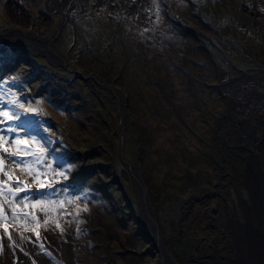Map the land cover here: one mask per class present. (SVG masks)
<instances>
[{"label": "rangeland", "instance_id": "374dc122", "mask_svg": "<svg viewBox=\"0 0 264 264\" xmlns=\"http://www.w3.org/2000/svg\"><path fill=\"white\" fill-rule=\"evenodd\" d=\"M5 1L0 0V30L17 29L12 28L6 15ZM26 1L22 4L32 18L38 9L45 10L40 0H31L29 5ZM156 2L158 6H153L155 10L142 23L107 16L104 11L94 10L90 1L75 9L70 25H64L55 45L69 68L81 71L84 77L94 76L85 80L66 68L49 65L44 57L13 50L12 44L0 39V65L10 64L0 73V112H7V117L25 110L31 113L28 119L0 124V153L5 154L6 166L18 170L17 164L24 161L9 157L1 149H18L21 140L17 130L23 133V139L33 136L34 148L47 158L44 168L48 172L43 173L40 183L52 182L46 187L45 183L38 186L27 181L43 187L17 193L23 195L22 212L34 221L31 225L24 219L11 222L17 229L50 233L58 230L57 225L69 223L71 217L83 224L89 210L94 209L99 225H82V229L102 231L95 243L102 247L108 264H119L114 254L125 251L137 258V264H161L157 249L132 217L137 215L138 204L128 166L119 157L122 130L124 157L145 184L164 249L174 264L184 257L188 262L197 258L198 252L187 238L196 245L202 237L199 234L193 238L198 222L207 215L200 213L205 208L199 192L205 189L199 180L213 170L210 162H214L202 153L208 147L214 150L215 145L225 147L218 163L222 164V172L228 173V180L232 176L229 166L239 158H248L239 144L241 139L231 137L235 135L232 121L236 115L230 111L228 99L220 96L217 84L221 72L234 73L232 68H264V8L256 7L253 0ZM37 29V35L50 37L53 28L41 29L42 33ZM115 76V84L106 81ZM255 76L263 104L250 103L249 113L262 115L264 110L258 108L264 109V72ZM54 88L61 90L64 99L56 100ZM4 117L0 115L1 120ZM8 129L15 133L6 136ZM257 131L261 133L260 128ZM208 153H212L209 148ZM251 154L260 164L264 162L263 151ZM80 156L86 157L82 168L78 167ZM205 158L209 161L203 162ZM229 182L217 188L232 206L231 197L237 193ZM3 189L0 186V195L5 194ZM239 190L242 199L248 201L247 190ZM52 194L58 198L57 211L50 210L46 199ZM69 207H76L72 216ZM237 209L241 212L238 205ZM8 213L1 209L0 226L9 218ZM120 216L135 230L138 248L125 247L118 238L127 239L125 228L118 230V235H107L102 227L117 225ZM87 230L82 232L83 238ZM59 252L55 258L65 264Z\"/></svg>", "mask_w": 264, "mask_h": 264}, {"label": "flooded vegetation", "instance_id": "af4514ba", "mask_svg": "<svg viewBox=\"0 0 264 264\" xmlns=\"http://www.w3.org/2000/svg\"><path fill=\"white\" fill-rule=\"evenodd\" d=\"M28 1L26 3L29 5L31 0ZM40 1L43 2V9L45 10H42V8L38 9L37 14L34 13L36 16L32 18L30 11L26 9L25 11L28 13L27 22H24V24L14 21L7 12L6 15L10 18L12 28H28L34 32L39 27L40 30L37 33H42L41 29L49 31L53 28L50 37H45H53L54 44H56L59 33L64 25L67 22L70 25L69 18L71 14L83 2H92L94 10L104 11L107 16L123 19V22L131 20L132 22L138 23H142L140 21L144 20L151 10H155L153 8L154 5L158 6L156 0ZM50 1L54 2L53 6ZM8 3L9 0H6L4 6L6 7ZM148 7L150 10L147 9ZM178 13L177 15L182 17L180 11ZM168 17L171 18L170 14ZM152 18V21H154V16ZM28 21H30V24H28ZM16 47L20 51H25L22 46ZM231 72L234 73L221 72L217 89L221 97L225 96L228 99L229 105H231L230 111L236 115V119L232 121L235 128V135H231V137H239L241 139V143L239 144L242 147L244 146L248 158L244 160L239 158L234 166H229L232 170V176L228 180V173L222 172V164L218 163V161H221V159L218 160L219 154H221V151L225 147H221V143L220 146L215 145L214 150L208 147L215 154L213 156L211 155L212 153H208V148L204 154L202 153V155H210L214 160V162H210L213 170L206 173L199 180V184L201 183L202 188L205 189L199 192L202 194L200 197H202V204L205 208L204 210H200V213H205L208 216L206 215L202 219V222H198L196 234H193V238L201 234L202 237L199 242L194 245V242H190L187 238L189 245L195 247V250L198 252L196 254L197 258L192 257L193 259L188 262V258L184 257L179 259L181 260L179 263L175 262L176 264H264V162L260 164L257 158L251 154L252 152H259L260 150L264 153V112L262 115H259L257 112L249 113L250 103H254L255 106L263 104L261 101L263 95L256 91L258 79L255 74L258 73L260 76L264 72V68L257 66L256 70H251L246 67H235L232 68ZM250 72L252 73L249 74ZM258 110L263 111L264 109L259 107ZM258 128L261 130L260 134H258ZM229 142L231 143V141ZM215 143H217L216 140ZM227 148L231 154L234 153L230 145ZM247 148L252 152L247 151ZM229 156L232 158L231 155ZM205 161L209 160L205 158L203 162ZM234 175L235 178H233ZM252 175H255L257 178L253 177V182L251 183L249 178ZM225 181H230L229 185L237 193L236 197H231L232 206L229 205L230 200L223 199L218 193L219 189L217 187L224 185ZM240 188L247 190L248 201L243 200V197L239 195ZM254 195L255 199H253ZM237 205L240 207L241 212H238ZM156 251L159 253V250ZM166 256L169 258L168 254ZM178 258H181V256H178ZM169 260L170 263L165 262V259L163 261L161 259V264H174L170 258Z\"/></svg>", "mask_w": 264, "mask_h": 264}, {"label": "bare ground", "instance_id": "6f19581e", "mask_svg": "<svg viewBox=\"0 0 264 264\" xmlns=\"http://www.w3.org/2000/svg\"><path fill=\"white\" fill-rule=\"evenodd\" d=\"M52 6L54 5L53 1H50ZM21 0H9V3L6 5L5 10L10 15V17L19 23H26L27 21V12L25 11L27 8L22 4ZM256 7L260 6L264 8V0H255ZM24 9L22 10V8ZM30 24V21H28ZM40 40L43 41H51L49 38L38 36ZM13 46V50L20 51L19 48ZM23 47V46H22ZM24 48V47H23ZM18 61V60H17ZM10 64L0 65V73L3 68L9 67ZM53 94L55 95L56 100L64 99V96L61 93L59 88L53 89ZM5 117L3 118V122L5 121ZM19 133L17 135L20 137L21 145L18 146V149L26 154L24 158L18 161H24L21 167H17L18 170L13 169L12 167H8L11 171L16 173L19 176H22L25 181L26 179L32 181V177H36L35 182H38L37 185L41 186L45 182L40 183V179L43 173L48 172L44 168V161L47 158L38 153L37 149L34 148L35 140H33V136L27 135L25 139L23 133L17 130ZM34 129L31 130L33 132ZM15 132L7 131L6 136L14 134ZM26 136V134H25ZM23 139V140H22ZM18 152V151H17ZM19 153V152H18ZM0 157L3 155L0 153ZM5 157V156H4ZM40 157V159H37ZM85 157H79L78 167L82 168L84 164ZM4 163H0V166ZM3 171L0 174L6 171L5 167H0ZM32 172V177L26 175L27 171ZM253 176L250 177V182H253ZM136 177V174H135ZM138 178V177H137ZM257 178V177H256ZM252 179V180H251ZM255 181V179H254ZM27 182V181H26ZM7 183V182H5ZM28 183V182H27ZM27 186H32L35 189V185L27 184ZM8 184V183H7ZM48 186V182L46 183ZM0 186L3 187L6 192L3 195H0V217H1V209H6L9 215V218L6 220L5 224L6 228H3V224L0 226V264H64L60 260L55 258V255L59 252L61 256L65 259V264H108V257H105L102 252V247L96 245L95 241L101 239V237H97L102 233L100 229H82V225H94L95 223L99 225L98 217L94 216L96 211L94 209L89 210L88 215L86 217V221L81 223L80 219H71L69 218V223L58 225V230H54L53 232H46L41 237L34 236V233L38 231L35 228H28L30 230L22 229L15 227L13 225V221H17L19 219H24L31 225L32 221H34L33 217L30 214L23 213L24 204L22 202V196L14 192L17 187L23 188L24 186H19L17 183L10 182L7 187H4L2 183ZM26 193V192H22ZM50 210L56 209L59 210L60 206L58 204V198L55 194H52L50 197H46ZM255 199V195L253 197ZM85 201H87L85 199ZM89 203V202H88ZM17 210V211H13ZM71 213V216L76 213V207L68 209ZM93 216V217H92ZM133 219L140 224L141 222L138 219L137 215L132 216ZM13 220V221H12ZM12 221V222H11ZM102 226V224L100 223ZM107 235L116 234L118 235V230L125 228V233L127 235L126 240H122L121 237H118L125 245V247L133 246L138 248L139 242L135 236V230L130 226L127 219L124 216H120L119 223L117 225L111 226H102ZM7 229V231H5ZM61 229L63 231H61ZM87 230L86 237H82V232ZM9 235H11L12 239H9ZM26 237L27 239H24ZM165 262H169V258L166 256L164 251H162ZM116 259L119 264H137V258L128 252L124 253H115Z\"/></svg>", "mask_w": 264, "mask_h": 264}, {"label": "water", "instance_id": "95a60500", "mask_svg": "<svg viewBox=\"0 0 264 264\" xmlns=\"http://www.w3.org/2000/svg\"><path fill=\"white\" fill-rule=\"evenodd\" d=\"M37 35L33 31H23L21 29H1L0 30V38L14 46H23L25 51L34 55L41 56L46 59L49 65L54 67L60 66L68 69L71 72L77 73V76L81 79L93 78V75L82 76V72L79 70H74L69 68L67 64L66 58L62 55V53L56 48L54 44L53 37L49 38L51 41H43L38 38ZM40 37V36H39ZM24 51V50H23ZM24 51V52H25ZM99 85H104L101 82H98ZM112 89V85L107 86ZM125 110V107H124ZM124 138L125 133L122 130L120 139H119V157L121 162L128 166V170L130 171L131 183L133 185V191L135 192L136 202L138 204V212L137 216L139 221L142 224L141 233L146 234L150 240L152 241L153 246L159 250L162 261L164 260V256L162 251L167 255L166 250L164 249V240L162 236V232L160 230L158 220L156 218L155 210L153 205L150 202V199L147 194V190L143 180L135 177L134 166L129 160H126L124 157ZM138 223V222H137Z\"/></svg>", "mask_w": 264, "mask_h": 264}, {"label": "snow or ice", "instance_id": "6c2138e0", "mask_svg": "<svg viewBox=\"0 0 264 264\" xmlns=\"http://www.w3.org/2000/svg\"><path fill=\"white\" fill-rule=\"evenodd\" d=\"M0 115L7 117L8 116V113L7 112H0ZM15 115H16L17 119H19L20 114L19 113H15ZM9 119H11V117H9ZM8 131H12V129H8ZM0 140H3L2 133H0ZM4 152L7 153L8 152V149L7 148H4ZM4 159H6V157H0V163H2ZM37 159H40V157H37ZM12 163L13 164H16V161L13 160ZM17 167H21V165L17 164ZM2 171L3 170L0 169V172H2ZM26 175L29 176V177H32V172L29 170V171L26 172ZM35 180H36V177H32V181L34 182ZM0 181H3V175H0ZM18 181L22 183V180L19 177H18ZM15 190H16L17 193H19L21 191H28V189L26 187L25 188H19V187H17ZM25 199H26V197H25ZM57 227H59V226L57 225ZM5 231H7V229H5ZM61 231H63V230L61 229ZM8 238L9 239H12L11 235H9ZM24 239H27V238L24 237Z\"/></svg>", "mask_w": 264, "mask_h": 264}, {"label": "trees", "instance_id": "16d2710c", "mask_svg": "<svg viewBox=\"0 0 264 264\" xmlns=\"http://www.w3.org/2000/svg\"><path fill=\"white\" fill-rule=\"evenodd\" d=\"M102 80H103V78H101ZM115 80H116V76L115 77H113V78H107V80L106 81H108L109 83H112V84H115L114 82H115Z\"/></svg>", "mask_w": 264, "mask_h": 264}]
</instances>
